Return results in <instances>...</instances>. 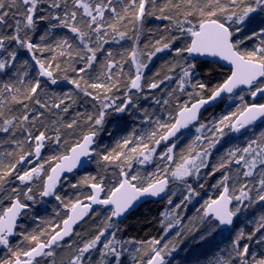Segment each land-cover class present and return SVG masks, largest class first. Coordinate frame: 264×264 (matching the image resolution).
I'll return each mask as SVG.
<instances>
[{"label":"snow or ice","instance_id":"snow-or-ice-1","mask_svg":"<svg viewBox=\"0 0 264 264\" xmlns=\"http://www.w3.org/2000/svg\"><path fill=\"white\" fill-rule=\"evenodd\" d=\"M253 13H264V0H0V75L11 73L8 80L0 81V133L7 134L5 142L16 146L15 151L0 156V201H10L0 211V247L7 253L0 264H41L38 257H52L51 264H57L56 248L64 246L61 242L66 237L73 236L74 226L88 216L92 205L110 207L102 225L77 245L67 264H93L91 257L97 249L98 264H124V246L131 244L140 245L130 253L133 259L140 252L148 257L139 264H170L167 258L194 230L188 225L196 217L184 224L182 213L199 192L187 178L201 179L203 169H209L205 179L221 174L213 185L221 189L218 197L204 201L196 210L201 221L211 217L218 222L211 225L209 234L218 226H231L245 202L249 207L264 202V131L244 147L227 148L210 165L213 150L225 136L240 133L264 118V103H247L243 95L237 94L242 103L235 111L209 123H197L205 105L217 101L222 94L234 93L242 85L247 86L253 101L258 95L264 97V26L241 35ZM149 19L167 23L159 38L141 44L145 31H159L146 29ZM42 24L46 27L41 31ZM7 28L11 31H5ZM56 29H67L72 37H57ZM125 40L132 44L118 54L119 58L104 47ZM247 41L258 42L248 50L242 48ZM21 51L30 56L32 64L18 59ZM166 51L177 59L165 65L164 75L157 71L151 80L146 79L145 72L153 59ZM44 53L51 55L45 57ZM100 53H104L103 59L98 58ZM189 57H219L233 66L231 74L223 82L212 84V70L203 69L206 79L201 78L202 70ZM129 63L134 71L125 73L124 65ZM33 66L34 73L30 71ZM173 80V88L161 89V85ZM61 81L71 85V89L62 94L50 90V86ZM145 89H161L164 93V98L153 101L160 106L159 111L149 114L144 110L143 122L149 128L103 148L98 138L105 131L106 118L113 113L131 112L132 108L140 110L133 100V90L141 94L137 96L139 100L147 99L142 95ZM81 95L96 102L95 113L77 112L70 122L65 121L64 115ZM181 96L186 99L181 100ZM16 105L21 106L22 114L10 115ZM46 114L54 118L45 122ZM190 125L194 126L195 138L181 149L179 163H174L181 139L178 133ZM65 129L72 131L65 133ZM77 133L78 138L70 143L68 136ZM45 148L55 154L42 157ZM4 156L11 159L6 161ZM82 157L97 158L105 172L113 168L115 181L107 187L103 175L99 179L85 176L80 184L92 189L86 197L90 203L79 198L65 203L57 192L61 176L73 172ZM154 161V171L144 175L139 170L133 172L134 164L143 166ZM45 164L50 165L48 170ZM233 165L237 167L233 169ZM242 179L244 182L240 183ZM170 180L181 181L186 188L176 204V193L169 189ZM13 181L19 184L9 191L7 185ZM198 187L203 188L204 184ZM37 196L53 197L71 214L60 223L42 221L49 226L38 234L18 231V219L30 211L28 202L35 204ZM162 196L172 207L161 214L159 238L117 239L120 218L141 197ZM233 201L237 202L235 206ZM173 229L177 230L172 232ZM13 236L22 240L13 243ZM42 236L47 239L41 240ZM254 238L255 243L264 245V215L251 232L238 229L215 264H264V253L250 252ZM25 241L32 247L21 248ZM67 247L71 249L72 242Z\"/></svg>","mask_w":264,"mask_h":264},{"label":"trees","instance_id":"trees-1","mask_svg":"<svg viewBox=\"0 0 264 264\" xmlns=\"http://www.w3.org/2000/svg\"><path fill=\"white\" fill-rule=\"evenodd\" d=\"M253 14H256V13H253ZM261 15H262L261 23L251 24L250 22H247V27H245V31H244V33H241V35H245L247 33L253 32V31H257V30H259L260 27L264 26V13H261ZM8 23L11 24L12 21L9 20ZM166 23H167L166 21H158L155 19H149V21L146 24V29H153V30L159 29V31H155L154 33H150L148 31H145V33L141 36V44L148 42L149 40H154L156 38H159L164 32V25ZM45 27H46V25H44V24L40 25L41 31L44 30ZM5 31H11V28H7V29H5ZM54 35H56L57 37H60V36H66L69 38L72 37V34L69 33L67 29H56ZM130 35H131V33H130ZM256 42H258V41H247L246 44L242 46V48H248V50H249V47L252 46L253 43H256ZM131 44H132V42L130 40H125L119 44H117V43L106 44L104 47L106 50H111L114 53V56L119 58L118 54L127 50L131 46ZM50 55H51L50 53H44L45 57H48ZM103 56H104V53L98 54L99 59H103ZM18 59H27L29 61V64L33 63L31 61L30 56L24 51H21L19 53ZM174 59H177V58H175L172 54H170L167 51L157 54V56L153 59L152 63L149 65V68L145 72L146 79L151 80L153 78V74L157 71H159L161 73V75H164V73L167 71V68L165 67V65L168 62L173 61ZM195 61L198 63V68H200L202 70L201 71V78L206 79V76H205L203 69L212 70V72H213V78L211 81L212 84L223 82V80H225L230 75V71L228 69L221 67L219 64L207 62V61H201V60H195ZM124 69L134 71V69H132L130 63L125 64ZM30 71L34 73L35 67L33 66V68L30 69ZM10 75H11L10 72L7 75H0V81L8 80ZM69 75H72V73H69ZM155 78L159 79V77H155ZM121 79L123 80L124 77H122ZM165 84L161 85V89L166 88ZM71 87H72L71 85H68L66 82L61 81L60 84H58L56 86H50V90L55 91L59 94H62L63 92H66L69 89H71ZM161 89H155V90L145 89L144 90V93L142 95L146 96L147 99L140 98L141 100H140V103L138 104L140 110H137V109L135 110L137 113L136 114L137 119L139 118L141 120L142 119L144 120V116H145L144 110H147V112H149V110L151 109V107L153 105H155V107L159 106V105L154 104L153 101L156 98H161V99L164 98V94H163V92H161ZM122 92H123V89L121 90V93ZM121 93H116V94L119 95ZM237 94L244 96V102L256 103V102H253L251 100V98L249 96V92L238 91L233 96L225 99L217 107L208 109L203 114L200 122L209 123L215 119H218L220 116H222L224 114H228L232 111H235V109L237 107H239L242 103L241 100L238 98ZM139 95L141 96V94H139ZM231 98H234V100L229 101V99H231ZM88 99H89V97H83L81 95L79 97L77 103L70 110V112L68 114L64 115V119L66 121L70 122V120L73 117H75V114L77 112L86 113V114H94L95 110H96L94 108V105L96 104L95 101H92L91 99H89L90 103H88V104L91 105L90 109L92 111L87 108V105L83 106V104H85V102H87ZM183 99H186V97L181 96V100H183ZM119 102L120 101L118 100L117 103H119ZM231 102H235V103H231ZM169 110L173 111L172 109H169ZM20 114H22V108L19 105L14 106L12 108V112L10 113V115H20ZM113 116H115V115H111V116L106 118L105 131L98 138V140H99V142L103 148H110V147H113L115 145L116 141L114 140V135L116 133H122L125 131L129 135L132 134L131 121H134L136 119L135 118L133 120V118L135 117L133 114H129V115L117 114V119L114 118V120H112L113 121L112 122V121H110V118ZM51 119H53V117L50 114H46L45 122H47L48 120H51ZM112 123H115L116 129H117V131H115V132H113V129H111ZM259 128H264V122L262 124L254 126V129H259ZM121 129L124 131H122ZM33 131H35V130H33ZM71 131L72 130L65 129V133H70ZM187 135H188L187 133H184L181 137L183 138ZM17 136H18V138H22L20 133H17ZM77 138H78V133L76 135H69L68 136L70 143L74 142ZM188 138L189 137L187 136L186 139H184L183 141L178 143L177 149H176V154H177L178 149L186 148V146L189 143H191V139H188ZM235 138L236 137L232 136L229 133L227 136L224 137V139L221 141V143L224 142V140L225 141H231V140H234ZM253 138H258V136H255ZM6 140H7V134L0 133V156H3V154L6 153L7 151H15L16 150V146L14 144L5 142ZM220 144H218V145L220 146ZM65 147H68V146L65 145ZM4 159L7 161L8 159H11V158L4 156ZM210 164H212L211 161H210ZM100 169H101V167H100ZM97 170L98 171H95V173L93 172L94 175L92 174V176H97V178L99 179V177L101 175H103L105 177V175L107 173V174H109V176L105 177V180L110 182L109 186H112V184L115 181V177L113 176L114 169L110 167V168H108V170L106 172L103 171V169H101L100 171H99V169H97ZM217 176H220V175L212 176V179L214 180ZM84 177L85 176L83 175V173L82 174L79 173V174H75V175L71 176V178H73V179H79V182H78L79 186H81L84 189V191L86 192L88 190V186L80 184V180ZM9 179L12 180L11 177ZM211 182L206 181L205 188L209 189V184H211ZM18 184H19L18 181H13V183L7 185V188L10 191L11 187L17 186ZM37 185H38V182H37ZM106 186L109 187L108 185H106ZM63 190H64V185L61 187V189L58 193L61 195V197L65 201V203H68L70 200L74 201L76 199V197L78 196V195L75 196L74 194H70L67 197V196L63 195V193H62ZM219 190H220V188L216 187L214 189V191L210 193L208 199L217 198L219 195ZM36 191H37V188H34V192H36ZM78 198H80V197L78 196ZM28 203L31 205V209L26 214H23V216H22V222L23 223H20L22 225H20V224L18 225V231H23L25 233L30 232L24 226L25 223H30V226H32L34 228H37L39 225H41V227L38 230V231H41L42 224L40 222V219L44 216L42 214V203L53 204V206L55 207V213L54 214L56 215V219L58 220V223H60L61 220L65 217L66 207L64 206V204H61L60 201H46V200H43L37 196V201L35 204H33L32 202H28ZM9 204H10V201H8L7 199L0 201V211L5 209L6 207H8ZM192 204H193V202H191L187 205V208L189 209V211L193 208V206H192V208L190 209V205H192ZM256 204L257 205H253V207H252L254 209H250L247 213H245V215L243 217L237 218L234 222L235 224L231 228L224 229L221 226H218L215 229L216 234H211V233L207 234V232H202V229L199 226V222L201 220L200 219L199 220L193 219L192 223L189 225V227H193L194 230L190 234H187L190 236V239H193V240L190 242V240L187 241V240L183 239L187 242L183 243V241H182L181 245H178V247H180V248L183 247V248L177 250V252L173 253V256L167 258V259H169L170 264H208L209 259L212 256H214V254H216L217 252H219V254L222 255L223 250L226 249L230 245V241L234 238L238 229H243L245 231V233L251 232L253 230L254 224L258 221L259 217L261 215H264V202L256 203ZM167 208H168V205H167L165 200L157 201V202L151 201V202L144 204L137 211L130 214L122 223H120V231L117 232V239H120L121 241L129 240V239L136 240V241H141V240L147 241L151 238H159L160 235L162 234V229L160 227V221L162 220L161 214L165 210H167ZM108 210L109 209L96 210L92 215H90L87 218L86 222L80 226V228L78 229L79 230L78 232L83 233L86 236H91L90 233H93V231L95 233L96 228L102 225V223H99L97 221L99 218H98V215H95V213L100 212V211L101 212H104V211L108 212ZM45 213L47 214L50 212L45 211ZM57 213H59V215H57ZM27 218H29L30 220L27 221ZM188 221H189V219H188ZM208 221L211 223V225L212 224L218 225V222L214 221L213 219H211V220L208 219ZM185 222H187V220L184 217V223ZM176 230L177 229H173L172 232H175ZM109 231H111V229ZM192 234H195V235L192 236ZM202 234H204V238H199L202 236ZM171 235H172V233H169V236H171ZM213 235H215V236L213 237ZM257 235H259V233H257ZM45 239H47V236L41 237V240H45ZM11 240L13 241V243H16V242L21 241L22 237L14 236L13 238H11ZM199 240H202V242H200L199 244H196ZM20 247L30 248V247H32V245L28 244L25 241L24 243H22L20 245ZM250 252H256L258 255H260L261 253H264V245L255 243V238H254V240L252 242H250ZM6 255H7V253L5 252V250L2 247H0V259H3ZM125 256L126 255L124 253L122 259H125ZM147 259H148V257L146 255H144L143 252L136 253L135 263L139 264L140 260L147 261ZM39 260H41V259H39Z\"/></svg>","mask_w":264,"mask_h":264},{"label":"rangeland","instance_id":"rangeland-1","mask_svg":"<svg viewBox=\"0 0 264 264\" xmlns=\"http://www.w3.org/2000/svg\"><path fill=\"white\" fill-rule=\"evenodd\" d=\"M254 18V19H253ZM261 21H262V15H261V13H256V14H252V17H250V23L251 24H259V23H261ZM257 43V42H256ZM255 43H253V45H254ZM252 45V46H253ZM252 46H250L249 47V50H251V48H252ZM125 70V73H128V72H130V70H128V69H124ZM179 71V69H177V72ZM173 75L175 76L176 74L175 73H173ZM175 83H176V81L175 80H173V81H167L166 82V84H165V86H166V88L165 89H168V90H170L171 88H173L174 86H175ZM164 94V93H163ZM137 96H140L139 95V93H136L135 91L133 92V100H134V102L135 103H140V100L141 99H139V100H137ZM233 96V95H232ZM89 99H91L90 97H89ZM88 99V101L87 102H85V104H83V106H86L87 105V108L89 109V110H91L90 109V107H91V105L90 104H88V103H90V100ZM234 100V98H231V99H229V101H233ZM231 103H235V102H231ZM153 105V104H152ZM130 108H132V106L130 105L129 106ZM136 109L135 108H132V110H131V112H126V113H123V114H119V115H129V114H133L135 117L133 118V120L137 117L136 116V111H135ZM160 110V106H157V107H155V105H153L152 107H151V109L149 110V112H147V113H149V114H151V113H153V112H157V111H159ZM92 111V110H91ZM112 115H115V116H113V117H111L110 118V121H112V120H114V118L115 119H117V114H112ZM54 118V117H53ZM113 122V121H112ZM263 123V122H262ZM262 123H260V124H262ZM257 125H259V124H257ZM255 126V125H254ZM254 126L249 130V131H247L245 134L243 133L242 135H239V136H235L236 138L234 139V140H231V141H225L224 140V142H222L221 144H220V146L218 145V146H216V148L213 150V156H212V159H211V163L213 164V163H215V162H217V160L219 159V157L221 156V155H223L224 154V152H225V150L227 149V148H234V147H237V146H239V147H244V146H246V144H247V142L250 140V139H252L253 137H255V136H259V133L261 132V131H264V128H259V129H254ZM131 127H132V133L133 132H137V133H139V132H141V130H143V129H148L149 128V125L148 124H145L144 122H143V119L141 120V119H135L134 121H131ZM111 129H113V132H115V131H117V129H116V126H115V123H112L111 124ZM122 130V129H121ZM122 131H124V130H122ZM188 135V139H194L195 138V135H196V133H195V131H194V127H192L188 132H186ZM184 134V133H183ZM182 134V135H183ZM127 135H129V134H127V132H122V133H116L115 135H114V140L117 142V140H120V139H122V138H124L125 136H127ZM181 135V136H182ZM187 136H185V137H181V139H180V141H179V143L181 142V141H183L184 139H186L187 138ZM178 145V144H177ZM188 146V145H187ZM187 146H186V148H187ZM186 148H181V149H186ZM181 149H178L177 150V154H176V158H175V160H174V163H179V153H180V151H181ZM55 153L52 151V150H50V149H48V148H45V151H44V154H43V157H48V156H52V155H54ZM92 163H93V167L95 166V168L97 169V167L99 168V167H101V165L97 162V158H95V157H93L92 158ZM156 161H154L153 163H151V164H147V165H143V166H141V165H136V164H134V166H133V172H135L136 170H139L140 172H141V174L142 175H144V174H147V173H150V172H152V171H154L155 170V167H156ZM211 165V164H210ZM237 166H235V165H233V169H235ZM48 168H50V165H48V164H45V169H48ZM92 168V167H91ZM102 168V167H101ZM209 171V169H203L202 171H201V174H200V176H201V179H199V180H195V179H193L192 177H189V178H187V180H188V182L189 183H191L192 184V187L193 188H195L198 192H199V195L198 196H196L193 200H192V202H193V204L192 205H190V209L192 208V206H193V208L189 211V209L188 208H186V211L185 212H183L182 214H183V217H185V219L187 220V222H188V219L190 220L191 218H193V217H196V219H194V220H199V216H200V214L196 211L197 210V208H199L203 203H204V201H206V200H208V198H209V195H210V193L211 192H213L214 191V189L216 188V187H213V185L217 182V180L219 179V177L220 176H217L214 180H212V182H211V184H209V189L208 188H205V185H206V179L204 178L205 177V174L207 173ZM216 175H221L220 173H217ZM87 176V175H86ZM107 177L109 176V175H106ZM78 182H79V179H73V178H68V179H66L65 181H64V190H63V195H65V196H69L70 194H77L78 196H84L85 198L88 196V195H90V192L89 193H87V192H85L84 191V189L81 187V186H79V184H78ZM104 182H105V185H110V182L109 181H107V180H104ZM108 182V183H107ZM244 182V180L242 179L241 181H240V183H243ZM254 182V181H253ZM107 183V184H106ZM201 183H203L204 184V187L203 188H200V187H198V185L199 184H201ZM72 184H77L78 185V187H76V188H73V187H71V185ZM169 189L171 190V191H174L175 193H176V195L173 197V204H176V203H178L181 199H182V194L183 193H185L186 192V188L183 186V182H181V181H175V182H173L172 180H170V182H169ZM236 187H238L239 186V184H236L235 185ZM109 187H111V186H109ZM232 187V185L230 184V188ZM220 192H221V189L219 190V194H220ZM238 194V193H237ZM253 195H255V193H252ZM71 201V200H70ZM165 201H166V199H165ZM166 203H167V201H166ZM236 201H233V206H235L236 205ZM168 205V204H167ZM188 205V204H187ZM253 205H257L256 203H254V204H252L250 207L249 206H247V202H245V207L244 208H242V210H241V212L236 216V218H235V220L237 219V218H239V217H243L244 215H245V213H247L250 209H254V208H252L253 207ZM171 207L172 206H170V205H168V208H167V210H170L171 209ZM45 211H48V212H50V213H45ZM109 211V210H108ZM65 212H66V214H65V216H67V214H68V212L69 211H67V209L65 210ZM55 213V207L53 206V204H49V203H42V214L44 215L41 219H40V222H41V224H42V228H41V231L43 230V229H45V228H47L49 225L47 224V223H42V221H50V222H52V223H58V220L56 219V215L54 214ZM107 213L108 212H106V211H104L103 213L101 212L99 215H98V222L99 223H102V221H103V217H105L106 215H107ZM64 217V216H63ZM62 217V218H63ZM188 217V218H187ZM208 219L209 220H211L212 218H207V220H204V221H200L199 222V226H200V228L202 229V232H207V234L209 233V229H210V227H211V223L208 221ZM28 220H30L29 218H27V221ZM215 221V220H214ZM187 222H185L184 224H187ZM20 223H23L22 222V218H21V222ZM37 224V223H36ZM235 223H233V225H234ZM20 225H22V224H20ZM232 225V226H233ZM24 226L28 229V231H30L29 233H31V232H36L37 234L40 232V231H38L39 230V228L41 227V225H39L37 228H34V227H32V226H30V223H25L24 224ZM189 226V225H188ZM231 226V227H232ZM231 227H229V228H231ZM23 229V228H22ZM80 233V232H79ZM94 234V231H93V233H90V235H93ZM211 234H216L215 233V229L213 230V231H211ZM195 234H192V236H194ZM215 235H213V237H214ZM88 237H90V236H86V235H84L83 233H80V235L79 236H76V235H74V236H72L68 241H66L65 243H63V247H60V248H56V256H55V260H56V262H57V264H60V262L61 261H63V264H67V261H68V259L71 257V256H73L74 255V249L77 247V245H81L82 244V242L85 240V239H87ZM199 238H201V237H199ZM103 237H102V241H103ZM185 240H187V241H189L190 240V242L193 240V239H190V236L189 235H186L185 236V238H184ZM185 240H183V243L184 242H187V241H185ZM68 242H72V248L70 249V248H68L67 247V243ZM200 242H202V240H199L196 244H199ZM182 243V242H181ZM181 243L179 244V245H181ZM140 245H136V244H131V245H125L124 247H125V251H124V253H125V259H123L124 260V264H136L135 263V259H133V256L130 254V253H134L135 252V249L137 248V247H139ZM22 248V247H21ZM181 248H183V247H181ZM180 247H178V249L177 250H179V249H181ZM99 251H100V249H97L96 250V252H95V254H93L92 255V257H91V259H92V262H93V264H98V261H99ZM177 252V251H176ZM73 253V254H72ZM70 254H72V255H70ZM218 255H221V254H219V252H217L216 254H214V256H212L210 259H209V261H208V264H215V260H216V258H217V256ZM223 255V254H222ZM172 256H173V253H172ZM41 260V264H51V262H52V260H53V258L52 257H48V258H43V257H41L40 258ZM39 260V259H38Z\"/></svg>","mask_w":264,"mask_h":264},{"label":"water","instance_id":"water-1","mask_svg":"<svg viewBox=\"0 0 264 264\" xmlns=\"http://www.w3.org/2000/svg\"><path fill=\"white\" fill-rule=\"evenodd\" d=\"M189 59H195V60H201V61H207V62H212V63L219 64L221 67H223V68H225V69H228V70L230 71V74H231V70H232V67H233V66L230 65L227 61L221 60L219 57H195V58L189 57ZM133 91H135V90H133ZM238 91H249V90H248L247 86H243V85H242L240 88L236 89L235 92L232 93V94H222L221 98H218L217 101L212 102V104H210V105H205L204 108L201 109L200 121H201V118H202L203 114H204L208 109H211V108H215V107H217V106L220 105L225 99L231 97L232 95H234V94H235L236 92H238ZM263 98H264V97H261L260 95H258V96L256 97L255 101H253L252 98H251V100H252L253 102H257L259 99H263ZM263 103H264V102H263ZM200 121H198L197 123H199ZM262 122H264V118H261V119L257 120L253 125H250L247 129H243L240 133H231V135H232V136H239V135H242L243 133L249 131L254 125L260 124V123H262ZM192 127H194V126L190 125L188 129H182V130H181V133H178V135L181 136L183 133L188 132ZM42 153H43V152H42ZM90 158H91V157H82V158H81V163H80V165H79L76 169H74L73 172H71V173H64V174L61 176V183H62L63 179H64L66 176L72 175V174H74V173H76V172H78V171H83L87 166H89V159H90ZM37 163H38V162H37ZM61 183H60V185H58V187H57V192L59 191V189H60V187H61ZM91 191H92V189H91ZM44 199H46V200H54L53 197H45ZM164 199H165V198H163V196H162V197H141L140 200L137 201L136 204H134L133 208L129 210V213H126V214H125V217H121L120 219H121V221L123 222V221H124V220H125L130 214H132L133 212L137 211V210H138L140 207H142L145 203H148V202H151V201H153V202L163 201ZM87 203H90V201H88ZM87 203H86V204H87ZM98 207L109 208L110 206H104V205H92V211H91L89 214H91V213L93 212V210H94L95 208H98ZM70 214H71V213H69V215H70ZM89 214H88V215H89ZM22 215H23V214H22ZM21 217H22V216H21ZM87 217H88V216H86V217L84 218V220H81L80 222H78V223L74 226V228H73V232H74L75 228H77L78 226H80V225L85 221V219H86ZM209 218H211V217H209ZM235 218H236V217H234L233 223L235 222ZM20 221H21V218L18 219V221H17V224H18V225H19ZM232 225H233V224H232ZM232 225H231V226H232ZM231 226H221V227L224 228V229H228V228L231 227ZM13 237H14V236H13ZM13 237H11V238H13ZM68 238H70V237H66L65 240H67ZM63 242H64V241H63ZM61 243H62V242H61ZM40 258H41V257H38L37 259H40Z\"/></svg>","mask_w":264,"mask_h":264},{"label":"flooded vegetation","instance_id":"flooded-vegetation-1","mask_svg":"<svg viewBox=\"0 0 264 264\" xmlns=\"http://www.w3.org/2000/svg\"><path fill=\"white\" fill-rule=\"evenodd\" d=\"M258 102H259V103H263V102H264V98H263V99H259ZM44 151H45V149L43 150L42 157H43ZM92 158H93V157H91V158L89 159V166H87L83 171H78V172H76V173H74V174H72V175L66 176V177L63 179L62 183H61V187L64 185V181H65L66 179L70 178L71 176H73V175H75V174H79V173L82 174V173H83L84 176H86V175H87V176H92V174L94 175L95 171H98L97 169H99V171H100V170H101L100 167L97 168V169L95 168V166L93 167ZM38 163H39V162H38ZM91 167H92V168H91ZM93 172H94V173H93ZM105 177H107V176H105ZM61 187H60V189H61ZM60 189H59V191H60ZM59 191H58V192H59ZM87 192H88V193L90 192V194H91V192H92V191H91V188L88 187ZM43 200H46V199L43 198ZM46 201H57V200L54 199V200H46ZM86 201L88 202V200H86ZM87 202H84V203H87ZM99 209H103V207L95 208V209L93 210V212H92L91 214L88 215V217H89L90 215H92L96 210H99ZM104 209H105V208H104ZM67 216H68V215H67ZM88 217H87V218H88ZM86 220H87V219H86ZM86 220H85L81 225H83V224L86 222ZM20 222H21V221H20ZM19 224H20V223H19ZM81 225H80V226H81ZM80 226H78L77 228H75V230H74V232H73V236L75 235V233H77V232L79 231L78 229L80 228ZM71 237H72V236H71ZM71 237H70V238H71ZM70 238H68L67 240H65L64 242H62V244L65 243L66 241H68Z\"/></svg>","mask_w":264,"mask_h":264},{"label":"bare ground","instance_id":"bare-ground-1","mask_svg":"<svg viewBox=\"0 0 264 264\" xmlns=\"http://www.w3.org/2000/svg\"><path fill=\"white\" fill-rule=\"evenodd\" d=\"M242 92H249V91H242ZM249 96H250V95H249ZM250 98H251V96H250ZM64 120H65V119H64ZM65 121H66V120H65ZM230 134H231V133H230ZM48 169H49V168H48ZM48 169H46V170H48ZM101 169H102V168H101ZM111 170H112V169H111ZM106 175H109V174L106 173ZM106 175H105V176H106ZM206 180H207L208 182H211V181L213 180V179H212V176L207 177ZM169 185H170V184H169ZM86 192H87V191H86ZM87 193H88V192H87ZM74 195L77 196V194H74ZM79 197H80L79 199L82 200L83 202H87V201H86L87 199H86L84 196L81 195V196H79ZM77 198H78V196H77L76 199H75L74 201H72V202H75V201L77 200ZM164 200H165V199H164ZM152 202H153V201H152ZM145 204H146V203H145ZM66 209H67V211H69L68 208H66ZM103 209H104V207H103ZM105 209H109V208H105ZM69 213H70V211L68 212L67 215H69ZM99 213H101V211H100ZM102 213H103V212H102ZM66 218H67V216H65L63 219H66ZM63 219H62V220H63ZM86 219H87V218H86ZM86 219H85V220H86ZM62 220H61V221H62ZM72 254H73V253H72ZM72 254H70V255H72Z\"/></svg>","mask_w":264,"mask_h":264}]
</instances>
